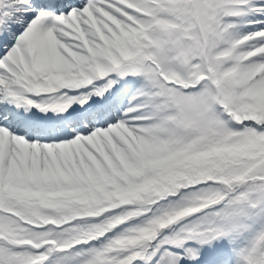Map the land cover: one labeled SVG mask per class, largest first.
I'll return each instance as SVG.
<instances>
[{
	"label": "snow or ice",
	"instance_id": "obj_1",
	"mask_svg": "<svg viewBox=\"0 0 264 264\" xmlns=\"http://www.w3.org/2000/svg\"><path fill=\"white\" fill-rule=\"evenodd\" d=\"M0 264H264V0H0Z\"/></svg>",
	"mask_w": 264,
	"mask_h": 264
},
{
	"label": "rangeland",
	"instance_id": "obj_2",
	"mask_svg": "<svg viewBox=\"0 0 264 264\" xmlns=\"http://www.w3.org/2000/svg\"><path fill=\"white\" fill-rule=\"evenodd\" d=\"M123 103H124V104H126V103H127V98H125V99H124Z\"/></svg>",
	"mask_w": 264,
	"mask_h": 264
},
{
	"label": "bare ground",
	"instance_id": "obj_3",
	"mask_svg": "<svg viewBox=\"0 0 264 264\" xmlns=\"http://www.w3.org/2000/svg\"><path fill=\"white\" fill-rule=\"evenodd\" d=\"M129 94H130V93H129ZM125 98H126V97H125ZM125 98H124V99H125ZM123 101H124V100H123Z\"/></svg>",
	"mask_w": 264,
	"mask_h": 264
}]
</instances>
